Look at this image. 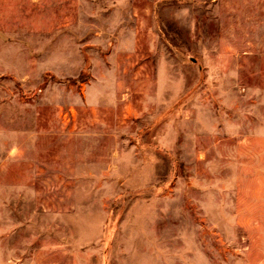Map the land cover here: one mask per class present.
<instances>
[{
  "label": "rangeland",
  "instance_id": "1",
  "mask_svg": "<svg viewBox=\"0 0 264 264\" xmlns=\"http://www.w3.org/2000/svg\"><path fill=\"white\" fill-rule=\"evenodd\" d=\"M0 264H262L264 0H0Z\"/></svg>",
  "mask_w": 264,
  "mask_h": 264
},
{
  "label": "crops",
  "instance_id": "2",
  "mask_svg": "<svg viewBox=\"0 0 264 264\" xmlns=\"http://www.w3.org/2000/svg\"><path fill=\"white\" fill-rule=\"evenodd\" d=\"M10 58V45L0 36V74L11 72ZM261 263L264 264V260Z\"/></svg>",
  "mask_w": 264,
  "mask_h": 264
}]
</instances>
